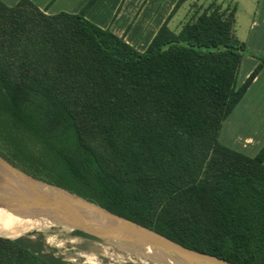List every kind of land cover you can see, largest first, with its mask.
I'll list each match as a JSON object with an SVG mask.
<instances>
[{
	"label": "trees",
	"instance_id": "1",
	"mask_svg": "<svg viewBox=\"0 0 264 264\" xmlns=\"http://www.w3.org/2000/svg\"><path fill=\"white\" fill-rule=\"evenodd\" d=\"M96 1L47 14L0 0V155L187 248L264 264V146L219 139L264 65L238 87L237 6L214 0L175 32L179 0L140 51L86 18ZM43 251L0 236V264H67Z\"/></svg>",
	"mask_w": 264,
	"mask_h": 264
},
{
	"label": "crops",
	"instance_id": "2",
	"mask_svg": "<svg viewBox=\"0 0 264 264\" xmlns=\"http://www.w3.org/2000/svg\"><path fill=\"white\" fill-rule=\"evenodd\" d=\"M2 1L14 6L20 0ZM32 1L47 14H77L90 0ZM107 1L97 0L86 13V18L118 36H124L129 44L145 51L179 0H146L143 6L145 0H110L111 5ZM227 1L237 6L236 35L247 49L237 78V85L240 87L261 63L260 58L264 57V0H255V4L253 0L250 16L254 18L249 19L245 26L239 20L242 6L237 0ZM170 25L171 21L169 27ZM219 139L222 144L249 157H255L263 148L264 65L241 101L224 121Z\"/></svg>",
	"mask_w": 264,
	"mask_h": 264
},
{
	"label": "water",
	"instance_id": "3",
	"mask_svg": "<svg viewBox=\"0 0 264 264\" xmlns=\"http://www.w3.org/2000/svg\"><path fill=\"white\" fill-rule=\"evenodd\" d=\"M0 206L25 219L47 220L114 246L152 250L173 264H234L187 248L135 221L112 213L63 188L38 181L0 155ZM44 189L55 190L50 194Z\"/></svg>",
	"mask_w": 264,
	"mask_h": 264
},
{
	"label": "rangeland",
	"instance_id": "4",
	"mask_svg": "<svg viewBox=\"0 0 264 264\" xmlns=\"http://www.w3.org/2000/svg\"><path fill=\"white\" fill-rule=\"evenodd\" d=\"M213 1L214 0H186L184 5L182 4L180 7L181 9L179 8L171 18L170 28L178 32L182 25L190 20L197 10L205 9ZM216 1L220 4L223 0ZM249 1L250 3H247L248 0H237L240 6H242L239 20L244 26L249 19L252 20L254 18L250 16L252 6H254L253 0ZM107 3L108 5L112 4L110 0H108ZM34 179L44 182L37 178ZM31 220H36L40 223H37L36 226L26 230L15 238L0 236L10 239L25 237L33 241L41 238L44 246L43 253L48 256L51 255L55 258H59L67 264H173L166 262L152 252L149 254L147 250L138 249L126 244L114 246L104 240L78 236L74 233V230L55 225L47 220Z\"/></svg>",
	"mask_w": 264,
	"mask_h": 264
},
{
	"label": "bare ground",
	"instance_id": "5",
	"mask_svg": "<svg viewBox=\"0 0 264 264\" xmlns=\"http://www.w3.org/2000/svg\"><path fill=\"white\" fill-rule=\"evenodd\" d=\"M43 189H44L43 187L42 188L40 187V190H43ZM44 190L45 192L50 193V194L58 193L57 191L51 190V189H44ZM37 223H40V222L36 220L25 219L23 217H19L18 215H15L14 213L0 206V235L2 236L15 238L16 236L22 234L26 230L36 226ZM147 252H149L150 254L153 251L150 249H147Z\"/></svg>",
	"mask_w": 264,
	"mask_h": 264
}]
</instances>
